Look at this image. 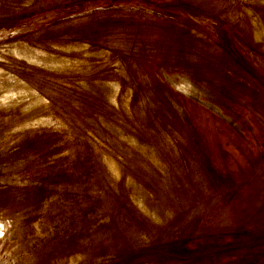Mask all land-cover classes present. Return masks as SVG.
<instances>
[{"label":"rangeland","instance_id":"rangeland-1","mask_svg":"<svg viewBox=\"0 0 264 264\" xmlns=\"http://www.w3.org/2000/svg\"><path fill=\"white\" fill-rule=\"evenodd\" d=\"M0 223V264H264V0H0Z\"/></svg>","mask_w":264,"mask_h":264},{"label":"bare ground","instance_id":"bare-ground-1","mask_svg":"<svg viewBox=\"0 0 264 264\" xmlns=\"http://www.w3.org/2000/svg\"><path fill=\"white\" fill-rule=\"evenodd\" d=\"M164 72V71H163ZM166 74V73H165ZM183 81V80H182ZM180 91V90H179ZM190 95H192V96H194V97H196V98H198L196 95H194V94H192V93H190ZM199 99V98H198ZM201 101H203V100H201ZM202 103V102H201ZM207 104H209V102H206ZM205 103V101L203 102V104H206ZM177 107H179V106H177ZM220 112V111H219ZM221 113V112H220ZM229 117V116H228ZM0 226H1V223H0Z\"/></svg>","mask_w":264,"mask_h":264}]
</instances>
